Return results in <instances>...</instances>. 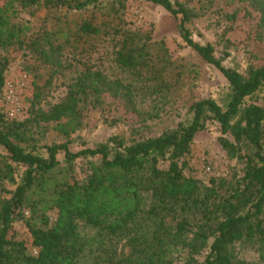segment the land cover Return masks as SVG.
I'll return each instance as SVG.
<instances>
[{
    "label": "trees",
    "instance_id": "1",
    "mask_svg": "<svg viewBox=\"0 0 264 264\" xmlns=\"http://www.w3.org/2000/svg\"><path fill=\"white\" fill-rule=\"evenodd\" d=\"M107 1L108 10L70 22L56 16L59 10L84 13L99 10ZM126 0H0V46H15L17 51L37 66L49 72L46 84L66 69L62 65L64 51H74L93 39L109 37L115 46L116 64L138 78H144L161 89L171 90L170 57L162 44L142 42L134 32L125 29L120 18ZM161 7L178 18V29L186 46L205 62L216 68L230 86V97L224 108L214 100L194 103L191 120L155 138L125 144L119 137H111L94 148L71 151L68 143L46 146V157L27 150L28 121L10 120L0 114V148L7 159L26 167L21 183L9 199L0 201V264H77L85 243L77 232V221L97 228L101 236L129 237L131 252L112 264H175L174 254L179 246L188 247L190 255L185 264H264V55L255 54L249 62L246 77L232 67H225L214 56L209 45H200L191 38L187 27L194 14L183 3L171 0H144ZM229 5H242L244 16L257 17L252 33L255 44L264 45V0H227ZM45 11L52 27L29 38L20 37L18 26L10 19L25 11L34 15ZM237 11L226 19L236 20ZM14 41V42H13ZM14 58L0 55V93L7 67ZM37 87V84H36ZM263 93L261 105H246V100ZM131 105L132 88L119 80L107 78L100 71L87 68L67 86L66 94L46 112L33 113L34 127H53L68 138L81 126V111L88 105L96 107L103 95ZM38 98L35 93L33 97ZM140 114V113H139ZM209 121L218 124V144L231 158L244 165L227 195L219 202L208 204L200 198L196 179L186 177L178 165L190 149L195 136L204 131ZM229 135L231 139L226 136ZM63 153V178L56 173L60 166L57 156ZM99 157V163L89 162L90 173L83 182L70 175L77 159ZM167 162L166 167H160ZM12 181V167L0 162V180ZM40 197L28 206L32 223L27 222L31 246L35 254L27 252L23 241L13 234V224L22 216V207L29 195ZM192 213L196 222L182 217L174 228H168L161 214ZM55 210L51 222L48 211ZM152 221L151 230L144 226V218ZM195 229V231H193ZM191 235V240L184 243ZM211 240V241H210ZM210 241V242H209ZM239 245L257 254L256 263L239 260L234 249ZM207 249L201 262L192 256Z\"/></svg>",
    "mask_w": 264,
    "mask_h": 264
},
{
    "label": "rangeland",
    "instance_id": "2",
    "mask_svg": "<svg viewBox=\"0 0 264 264\" xmlns=\"http://www.w3.org/2000/svg\"><path fill=\"white\" fill-rule=\"evenodd\" d=\"M183 3L194 14L187 25L191 38L200 45L209 44L214 50V56L221 59L225 67H232L242 76L246 77L247 67L255 54L264 55V45L255 44L252 40L257 17L250 19L244 16L242 5H229L227 0H171ZM107 1H103L99 10H86L84 13H67L59 10L56 16L75 22L80 17L100 14L108 10ZM237 11L236 20L226 19L228 13ZM45 11L37 10L34 15L22 11L10 19L11 25L19 27L20 37L29 38L32 34L48 31L52 27L50 17ZM120 18L124 20L125 29L134 32L145 42L162 43L169 54L171 81L174 86L167 91L138 78L132 72L120 68L116 63L117 46L109 37H100L91 40L86 45H81L78 50L67 48L64 51L62 65L66 67L56 74L50 84H46L49 72L37 66L33 59L25 56L16 47L0 46V55L12 56L14 60L8 65L5 81L0 93V114H4L3 90L7 83L18 81L23 83L21 89V102L23 109L20 122L28 121L29 132L27 142L23 143L27 150H33L40 157H46V146L68 143L71 151L82 148H94L106 143L111 137L121 138L125 144H132L149 138H155L164 132L175 129L179 124H188L191 120V106L201 100H214L224 108L230 97V86L223 75L206 62L190 47L186 46L180 36L178 18L172 17L164 9L144 0H126L121 10ZM14 42V41H13ZM87 68L91 71H100L107 78L119 80L129 84L132 88V104L115 99L109 94L103 95L101 103L96 107L87 106L81 111V126L68 138L48 128L34 127L32 123L33 111L46 112L58 103L66 94L67 86ZM37 84V87H36ZM38 94V98L33 97ZM263 93L246 100V105H261ZM140 113V114H139ZM5 115V114H4ZM7 117V116H6ZM8 118V117H7ZM220 130L217 123L209 121L204 131L198 133L189 149V152L179 159L178 165L182 174L197 180L200 187V198L207 199L208 204L219 202L227 195L228 189L234 182L243 176V163L231 159L218 144ZM231 139L229 135L226 136ZM7 153L0 148V162H7L12 167V181L0 180V201L9 199L16 187L21 183L26 167L14 164L7 159ZM63 153L57 156L60 163L56 175L58 180L63 178L65 168ZM99 157L92 159H77L72 166L71 176L78 182H83L89 176V162L98 164ZM167 162L160 167H166ZM40 200L39 194L31 193L27 204L22 207V216L13 224V234L16 239L23 241L29 254H35L31 246L27 222L32 223L31 211L28 206ZM204 207L199 206V211L177 212L165 215L163 222L166 227L174 228L181 218L188 216L191 222H196L192 213L203 212ZM51 222L56 218V211L47 212ZM143 224L151 230L152 221L143 217ZM77 232L85 243V249L80 254L77 264H112V262L130 254L131 246L129 237L101 236L97 228L88 227L83 221H77ZM195 231V229H193ZM189 235L184 243L191 240ZM211 241V240H210ZM209 241V242H210ZM188 247L179 246L175 252V264H185ZM207 249L192 257L201 262ZM234 254L239 260L256 263L257 254L237 245Z\"/></svg>",
    "mask_w": 264,
    "mask_h": 264
},
{
    "label": "built area",
    "instance_id": "3",
    "mask_svg": "<svg viewBox=\"0 0 264 264\" xmlns=\"http://www.w3.org/2000/svg\"><path fill=\"white\" fill-rule=\"evenodd\" d=\"M23 83L14 81L7 83L4 87L2 98L5 106L4 114L10 120H17L21 117L23 109L21 102V89Z\"/></svg>",
    "mask_w": 264,
    "mask_h": 264
}]
</instances>
